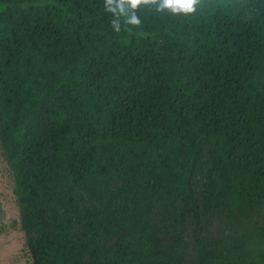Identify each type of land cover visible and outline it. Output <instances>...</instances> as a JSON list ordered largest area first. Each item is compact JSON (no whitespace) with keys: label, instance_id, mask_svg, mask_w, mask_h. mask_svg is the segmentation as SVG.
I'll return each instance as SVG.
<instances>
[{"label":"trees","instance_id":"16d2710c","mask_svg":"<svg viewBox=\"0 0 264 264\" xmlns=\"http://www.w3.org/2000/svg\"><path fill=\"white\" fill-rule=\"evenodd\" d=\"M0 0V147L32 264H264V0Z\"/></svg>","mask_w":264,"mask_h":264},{"label":"rangeland","instance_id":"374dc122","mask_svg":"<svg viewBox=\"0 0 264 264\" xmlns=\"http://www.w3.org/2000/svg\"><path fill=\"white\" fill-rule=\"evenodd\" d=\"M13 179L0 147V264H32L19 229Z\"/></svg>","mask_w":264,"mask_h":264},{"label":"clouds","instance_id":"9594fccd","mask_svg":"<svg viewBox=\"0 0 264 264\" xmlns=\"http://www.w3.org/2000/svg\"><path fill=\"white\" fill-rule=\"evenodd\" d=\"M196 0H161L158 9L170 8L172 12L183 11L189 13L194 11Z\"/></svg>","mask_w":264,"mask_h":264}]
</instances>
